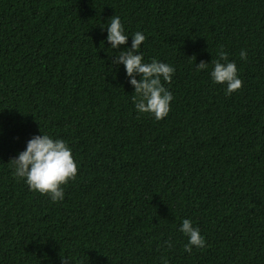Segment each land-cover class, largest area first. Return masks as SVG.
I'll use <instances>...</instances> for the list:
<instances>
[{"label":"trees","instance_id":"16d2710c","mask_svg":"<svg viewBox=\"0 0 264 264\" xmlns=\"http://www.w3.org/2000/svg\"><path fill=\"white\" fill-rule=\"evenodd\" d=\"M114 15L175 68L164 119L109 59L131 45L106 42ZM221 51L231 95L209 76ZM42 132L79 162L55 203L13 176ZM183 219L203 248L184 251ZM0 264H264V0H0Z\"/></svg>","mask_w":264,"mask_h":264},{"label":"clouds","instance_id":"9594fccd","mask_svg":"<svg viewBox=\"0 0 264 264\" xmlns=\"http://www.w3.org/2000/svg\"><path fill=\"white\" fill-rule=\"evenodd\" d=\"M101 28L102 30L106 28V42L112 50L121 49L131 37L130 47L117 51L114 58L110 56L109 59L113 67L123 66L129 84L134 87L133 99L137 112L148 113L156 120L166 118L171 111L174 97L171 91L164 87L162 81L170 82L175 68L155 59L145 62L140 48L146 36L140 31L129 36L119 16L114 15L106 26ZM239 55L241 60L248 58L245 49H241ZM211 63L210 79L215 84L226 85L225 95H231L241 89L243 81L238 75L236 62L229 61L227 53L221 51L219 58ZM208 64L200 62L196 65V70H207ZM137 76L140 78L137 79ZM11 164L15 178L23 180L31 191L47 195L54 203L64 199L63 186L76 179L79 168V162L74 159L67 142L44 132L29 139L25 149L11 160ZM179 231L187 237L185 252L191 253L194 247L205 246L204 236L191 219H183ZM164 243L169 248L172 247L170 241Z\"/></svg>","mask_w":264,"mask_h":264}]
</instances>
